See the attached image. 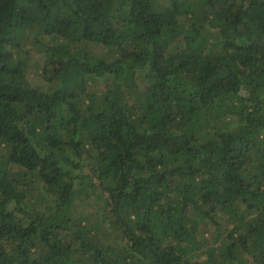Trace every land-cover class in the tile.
<instances>
[{
    "label": "trees",
    "instance_id": "1",
    "mask_svg": "<svg viewBox=\"0 0 264 264\" xmlns=\"http://www.w3.org/2000/svg\"><path fill=\"white\" fill-rule=\"evenodd\" d=\"M0 264H264V0H0Z\"/></svg>",
    "mask_w": 264,
    "mask_h": 264
}]
</instances>
